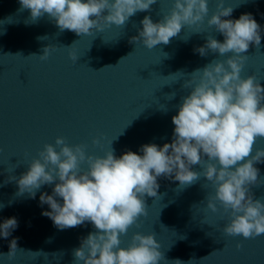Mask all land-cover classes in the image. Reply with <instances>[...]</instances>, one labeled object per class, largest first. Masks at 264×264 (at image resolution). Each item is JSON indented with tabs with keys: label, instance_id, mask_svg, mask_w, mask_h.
<instances>
[{
	"label": "water",
	"instance_id": "water-1",
	"mask_svg": "<svg viewBox=\"0 0 264 264\" xmlns=\"http://www.w3.org/2000/svg\"><path fill=\"white\" fill-rule=\"evenodd\" d=\"M172 6L173 0H157L150 11L137 12L124 26L106 25L103 31L77 35L61 31L47 14L31 22L30 10L20 11L19 0H0V204L5 205L0 209V223L11 217L18 222L7 239L0 237V264H75L74 249L82 238L97 231L87 221L60 230L42 215L51 209L41 206L39 197L51 195L58 180L43 185L35 199L27 192L18 194L16 180H9L28 171L45 144L55 145L56 138L63 137L69 146L85 145L94 156L102 157L112 147L117 158L127 151L143 155L140 149L145 144H170L175 128L172 117L191 92L184 84L191 79L194 86L202 75L191 77L195 70L231 55L208 50L201 56L195 51L208 36L224 41L207 24L217 11V0H208L203 23L185 26L167 45L148 49L142 42H131L142 30L145 16L159 22ZM224 6H231L233 12L222 19L235 20L250 13L261 26L259 48L252 44L243 54L247 59L241 78L254 75L264 87V0H224ZM48 46V58L40 59ZM70 53L77 56L76 62ZM110 65L114 67H106ZM94 139L99 143H93ZM259 148H264V138L256 140L252 154ZM254 166L259 169L258 183L249 186L250 193L253 199L264 200V163ZM80 167L86 170L87 163ZM192 170L202 171L199 164ZM157 183V196H144L147 215L120 237L121 247H127L133 234L140 232L155 235L164 257L158 264L176 260L182 264H264V234L249 239L229 236L223 228L230 222V210L225 212L218 201L217 212L207 209V198L215 194V187L206 177L185 187L164 176ZM56 199L63 203L62 198ZM14 238H18L17 248L9 258Z\"/></svg>",
	"mask_w": 264,
	"mask_h": 264
},
{
	"label": "clouds",
	"instance_id": "clouds-1",
	"mask_svg": "<svg viewBox=\"0 0 264 264\" xmlns=\"http://www.w3.org/2000/svg\"><path fill=\"white\" fill-rule=\"evenodd\" d=\"M156 2L19 0L20 11L30 10L31 22L47 14L61 31L69 30L77 35L90 34L92 29L103 31L106 25L124 26L130 17L150 11ZM208 11V0H173L170 12L159 22H153L150 16L144 17L142 30L131 42H142L148 49L167 45L185 26L203 23ZM232 12L231 6H224V0H217V11L207 19V24L214 26L224 41L208 36L205 45L195 51L201 56L208 50L218 52L219 56L231 55L195 70L191 77L197 73L202 75L194 86L191 79L184 84L191 92L172 117L175 125L172 143H165L163 147L145 144L140 149L143 155L127 151L117 158L112 147L104 156H94L86 152L85 145L69 146L65 138L57 137L55 145H44L28 171L18 179L9 178L16 180L18 194L27 192L31 199L36 198V192L43 185L59 181L51 195L42 193L39 197L41 206L47 204L51 209L42 215L50 218L58 229L91 222L97 231L82 238L80 246L74 249L75 264L81 261L83 264H158L164 259L154 234L136 232L127 247L120 246V237L141 216L147 215L144 196H157V178L161 176L174 178L181 187L206 177L215 187V194L207 198V209L217 212L218 201L225 212L230 210V222L223 228L225 234L244 239L264 234V200L253 199L249 187L258 183L259 169L254 165L264 163V148L252 154L256 140L264 138V87L254 75L241 78L247 59L243 54L252 44L259 48L261 26L250 13L235 20L222 19ZM49 54L50 46L39 57L46 60ZM69 55L76 62L77 56ZM93 143L99 140L94 139ZM85 162L87 169L82 170L80 166ZM197 164L202 171L192 170ZM56 197L62 198L63 203ZM3 207L0 204V209ZM17 227L15 217L5 219L0 223V237L7 239ZM17 239L10 242L9 258L15 255ZM242 246L236 245L238 249ZM173 264L182 262L176 260Z\"/></svg>",
	"mask_w": 264,
	"mask_h": 264
}]
</instances>
